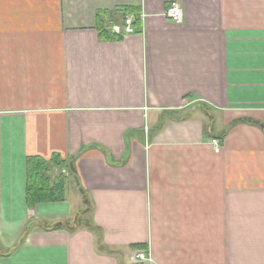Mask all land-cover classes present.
Masks as SVG:
<instances>
[{"label":"crops","instance_id":"0c3cea01","mask_svg":"<svg viewBox=\"0 0 264 264\" xmlns=\"http://www.w3.org/2000/svg\"><path fill=\"white\" fill-rule=\"evenodd\" d=\"M54 157L65 197L29 207ZM141 252L264 264V0H0V264Z\"/></svg>","mask_w":264,"mask_h":264},{"label":"trees","instance_id":"16d2710c","mask_svg":"<svg viewBox=\"0 0 264 264\" xmlns=\"http://www.w3.org/2000/svg\"><path fill=\"white\" fill-rule=\"evenodd\" d=\"M123 19L132 13L130 9H119ZM99 35L102 39H115L108 30L99 28ZM63 163L58 157L52 158L49 162L30 158L27 161V182H26V202L29 207H33L40 202L61 201L65 197V178L63 175L51 179L50 166L63 167Z\"/></svg>","mask_w":264,"mask_h":264},{"label":"built area","instance_id":"2783aa9c","mask_svg":"<svg viewBox=\"0 0 264 264\" xmlns=\"http://www.w3.org/2000/svg\"><path fill=\"white\" fill-rule=\"evenodd\" d=\"M165 16L168 20L180 24L184 19V9L179 2H171L168 6ZM124 35H129L135 33V28L133 26V21L130 17L124 18ZM214 151L218 153L220 151V144L213 141ZM137 259L144 261L146 264H153L152 258L148 253L141 252L137 255Z\"/></svg>","mask_w":264,"mask_h":264}]
</instances>
